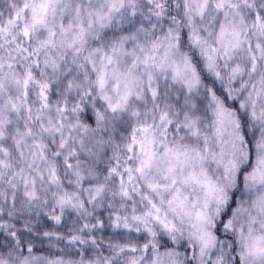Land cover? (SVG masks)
<instances>
[{
    "label": "snow or ice",
    "instance_id": "1",
    "mask_svg": "<svg viewBox=\"0 0 264 264\" xmlns=\"http://www.w3.org/2000/svg\"><path fill=\"white\" fill-rule=\"evenodd\" d=\"M0 264H264V0H0Z\"/></svg>",
    "mask_w": 264,
    "mask_h": 264
}]
</instances>
